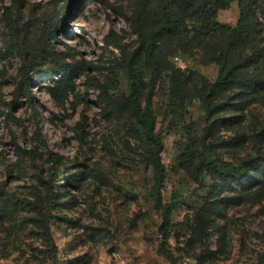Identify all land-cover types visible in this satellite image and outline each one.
<instances>
[{
  "label": "rangeland",
  "instance_id": "obj_1",
  "mask_svg": "<svg viewBox=\"0 0 264 264\" xmlns=\"http://www.w3.org/2000/svg\"><path fill=\"white\" fill-rule=\"evenodd\" d=\"M141 3L0 0V264H264V0L225 64L209 55L236 2L200 46L159 37L153 63L126 20ZM235 70L263 83L216 85ZM133 82L159 184L141 123L102 111Z\"/></svg>",
  "mask_w": 264,
  "mask_h": 264
},
{
  "label": "trees",
  "instance_id": "obj_2",
  "mask_svg": "<svg viewBox=\"0 0 264 264\" xmlns=\"http://www.w3.org/2000/svg\"><path fill=\"white\" fill-rule=\"evenodd\" d=\"M236 2L239 8V18L233 29L221 28L217 32V42L214 50L210 52V60L216 63L225 64L230 60V55L236 50L246 47L251 42L253 26L251 22L250 0H155L149 2L142 0V3L135 14L126 18L132 32L137 36L140 44L145 46V58L152 62L156 41L161 36H172L182 46H200L202 35L215 31V17L218 11L226 10L229 4ZM67 12L69 6L66 5ZM63 26V22L57 21V28ZM121 68H126L127 60L122 61ZM58 68L53 71L62 72ZM262 80L256 76L242 71H233L226 83L236 87H251L262 84ZM211 89H214L215 86ZM139 88L135 82L132 84V92L128 98H111L104 95L102 98V111L106 114L114 113L118 108L127 106L135 119L141 123L143 136L153 144L150 151L151 164L155 170L156 182L159 184L163 178V166L160 162L161 138L158 133L153 132V116L150 110V102L147 99L143 107L140 106L138 98ZM205 165L209 163L203 159ZM215 170L216 167H213ZM219 174L226 180L234 177V172L219 171ZM155 201L161 206L159 198ZM171 204L162 207L164 218L171 209ZM167 218V217H166Z\"/></svg>",
  "mask_w": 264,
  "mask_h": 264
}]
</instances>
